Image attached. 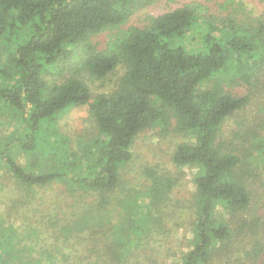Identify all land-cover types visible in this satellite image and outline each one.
<instances>
[{
    "label": "trees",
    "instance_id": "1",
    "mask_svg": "<svg viewBox=\"0 0 264 264\" xmlns=\"http://www.w3.org/2000/svg\"><path fill=\"white\" fill-rule=\"evenodd\" d=\"M153 1L0 0V102L21 124L25 139L17 142L29 155L20 162L11 140L0 148V162L26 189L16 197L57 180L109 191L119 184L120 166L131 159L135 136L157 124L166 128L173 119L190 140L176 145L172 162L199 168L193 179L192 246L180 264H212L227 253L236 231L249 229L255 236L263 221L234 216L237 228L215 210L232 214L249 208L252 165L264 164V142H251L240 154L219 143L225 119L248 103L247 96L225 89V75L243 80L257 71L264 41L236 20L189 3L149 17L143 27L129 26L109 47L96 48L94 35ZM117 66L123 71L115 87L92 96L86 77L103 79ZM78 105L88 106L98 130L80 151L58 123ZM150 175L154 197L176 183L154 171ZM10 249L11 239L0 240V264H18Z\"/></svg>",
    "mask_w": 264,
    "mask_h": 264
},
{
    "label": "rangeland",
    "instance_id": "2",
    "mask_svg": "<svg viewBox=\"0 0 264 264\" xmlns=\"http://www.w3.org/2000/svg\"><path fill=\"white\" fill-rule=\"evenodd\" d=\"M189 3L201 5V10L216 17L236 20L252 31L255 39L264 41L260 31L264 0H154L92 40L96 48H107L129 26L143 27L149 17ZM185 44L189 46L187 40ZM257 53L263 57L261 67L250 71L247 80L232 74L225 75L224 80L227 91L248 97L243 109L225 119L219 138V143L239 154L251 142H264V47ZM122 71L117 66L103 79L86 77L92 96L110 92ZM58 123L76 151L98 134L90 122L87 105L69 108ZM17 138L25 139L24 130L16 115L0 102V148L13 140L15 156L26 163L29 155ZM186 140L190 137L176 130L173 119L166 128L157 124L140 131L131 144V159L120 166L119 184L109 191L72 188L57 180L35 186L29 196L16 197L17 192L25 194L26 189L0 162V240L11 239L18 264H180L192 246L193 179L199 170L195 165L177 166L171 160L176 145ZM257 164L252 165L254 174L249 178V208L230 214L218 206L215 211L226 219L259 218L263 220L261 229L255 236L249 229L236 231L227 253L212 264H264V164ZM151 171L176 179L175 185L154 197ZM231 220L238 228L240 220Z\"/></svg>",
    "mask_w": 264,
    "mask_h": 264
}]
</instances>
